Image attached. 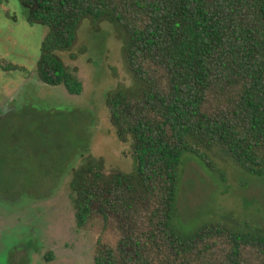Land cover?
<instances>
[{
    "label": "trees",
    "instance_id": "1",
    "mask_svg": "<svg viewBox=\"0 0 264 264\" xmlns=\"http://www.w3.org/2000/svg\"><path fill=\"white\" fill-rule=\"evenodd\" d=\"M19 1L31 24L48 27L43 82L83 92L60 52L84 19L115 27L133 75L106 107L134 168L91 157L72 174L77 225L101 219L119 234L98 241L95 264H264V226L227 211L187 233L177 206L186 153L264 177V0Z\"/></svg>",
    "mask_w": 264,
    "mask_h": 264
},
{
    "label": "rangeland",
    "instance_id": "2",
    "mask_svg": "<svg viewBox=\"0 0 264 264\" xmlns=\"http://www.w3.org/2000/svg\"><path fill=\"white\" fill-rule=\"evenodd\" d=\"M47 32L19 0L0 7V264H95L98 241L116 243L119 234L101 219L77 225L72 174L91 157L134 168L106 107L107 93L133 85V75L115 27L84 19L73 49L60 52L83 92L47 84L37 71ZM177 206L187 233L227 211L264 226V177L186 153Z\"/></svg>",
    "mask_w": 264,
    "mask_h": 264
}]
</instances>
